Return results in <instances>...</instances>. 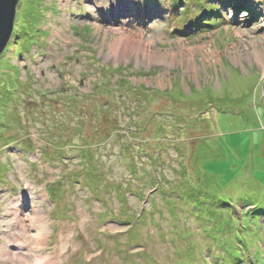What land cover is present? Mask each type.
Masks as SVG:
<instances>
[{
	"label": "rangeland",
	"instance_id": "1",
	"mask_svg": "<svg viewBox=\"0 0 264 264\" xmlns=\"http://www.w3.org/2000/svg\"><path fill=\"white\" fill-rule=\"evenodd\" d=\"M100 1L17 4L0 53V248L19 203L47 224L53 264H264V0H191L220 6L183 24L180 0ZM126 38L142 40L112 54ZM214 199L244 226L230 232Z\"/></svg>",
	"mask_w": 264,
	"mask_h": 264
},
{
	"label": "bare ground",
	"instance_id": "2",
	"mask_svg": "<svg viewBox=\"0 0 264 264\" xmlns=\"http://www.w3.org/2000/svg\"><path fill=\"white\" fill-rule=\"evenodd\" d=\"M61 33H63V31ZM131 37H133V35H131ZM140 40L142 39H132L134 43L132 44L129 39L126 38V41L122 44H112L110 47V51L112 52V54H119V49L127 51L131 46L136 45V43L139 44ZM260 52L261 54H263L262 51ZM261 66L264 68V61L261 62ZM7 209L10 211L13 210V212L10 214L11 220L18 224L19 229L16 231H12V239L3 241L4 247L0 248V257H2L5 262L9 261L13 264H53V262H55L53 261V257L47 254H43V251L45 252L48 250V247L46 245L44 246L43 244H46V242H43V240L45 241L48 227L47 224L43 222L40 212L37 211L34 206H31V213L24 216L23 207L19 203H16L14 205L11 204L10 208ZM31 243L35 245V249L37 250V259L35 262L27 258V255L23 252L24 248L28 247L31 249ZM9 245L15 246V251L11 254L10 250L7 248ZM32 250H34V247L32 248ZM64 250V241L58 242V248L56 249L57 252L55 253L54 257L58 260L62 256V252ZM50 259L52 262H50Z\"/></svg>",
	"mask_w": 264,
	"mask_h": 264
},
{
	"label": "trees",
	"instance_id": "3",
	"mask_svg": "<svg viewBox=\"0 0 264 264\" xmlns=\"http://www.w3.org/2000/svg\"><path fill=\"white\" fill-rule=\"evenodd\" d=\"M203 8H209V7H206L204 6ZM213 8V12L214 11V7H211ZM208 12L207 10H205V13ZM16 14V13H15ZM214 14V13H212ZM196 20V18H194L192 21L194 22ZM197 20H201V19H197ZM190 21V22H192ZM183 22V21H182ZM210 26H214L215 24L214 23H211V24H208ZM191 201V200H190ZM194 203V201H192ZM204 202H201L200 200L197 201V205L194 207V210L197 206H202ZM205 204V203H204ZM211 204L213 205V207H216L218 209H211L210 210V213L213 214L214 217H216L217 215H219L218 212H220V210H223V207L225 208H231V205L230 204H227L225 201L223 202L222 200H217V199H214L213 201H211ZM217 205H221V206H217ZM223 206V207H222ZM201 212H199L198 214H200ZM199 219H202L201 217H199ZM226 222L228 223V228L230 230V232L234 233L236 231H238V229L241 227V226H244V223L238 221V219L236 218L233 210H230L229 212V215L227 216V219H226ZM258 221L255 222V219L251 220L248 222V225H255L257 224ZM263 223H264V220H263ZM241 229V228H240ZM236 235V233H235ZM237 236V235H236ZM236 241L238 243H242V246H247L248 243L246 241V238L244 239H239L237 237ZM221 260V259H220ZM220 260H215L217 261V263L220 261ZM242 261V258L240 256H236V254H227L225 258H222L221 262H223V264H238L239 262Z\"/></svg>",
	"mask_w": 264,
	"mask_h": 264
},
{
	"label": "water",
	"instance_id": "4",
	"mask_svg": "<svg viewBox=\"0 0 264 264\" xmlns=\"http://www.w3.org/2000/svg\"><path fill=\"white\" fill-rule=\"evenodd\" d=\"M18 3L19 0H0V53L12 34ZM262 94L264 99V82L262 84Z\"/></svg>",
	"mask_w": 264,
	"mask_h": 264
}]
</instances>
